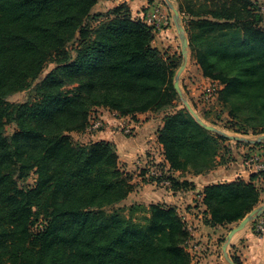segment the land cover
Wrapping results in <instances>:
<instances>
[{"label":"trees","instance_id":"16d2710c","mask_svg":"<svg viewBox=\"0 0 264 264\" xmlns=\"http://www.w3.org/2000/svg\"><path fill=\"white\" fill-rule=\"evenodd\" d=\"M97 1L0 0V264H192L191 233L177 208L133 204L124 215L116 206L132 186L115 145L76 144L71 133H85L99 107L130 118L160 112L156 140L168 170L192 175L226 162L220 153L228 152L227 139L203 129L185 108L165 111L177 97L172 82L180 56L152 47L151 27L125 3L93 13ZM203 1L210 4L199 12L210 19H185L184 27L201 75L223 85L216 102L229 107L224 126L239 119L252 125L236 127L241 133L264 132L260 5ZM51 61L55 66L35 85L33 100H6L29 89ZM8 119L17 128L11 136L3 130ZM29 173L34 184L21 187L19 179ZM161 179L175 190L190 185L163 172ZM263 181L264 170L247 182L204 186L198 193L208 215L203 223L239 222L264 202Z\"/></svg>","mask_w":264,"mask_h":264},{"label":"crops","instance_id":"0c3cea01","mask_svg":"<svg viewBox=\"0 0 264 264\" xmlns=\"http://www.w3.org/2000/svg\"><path fill=\"white\" fill-rule=\"evenodd\" d=\"M101 1H97L93 10L96 6L102 4H109L110 6L108 5L107 9H110L125 3L131 11V15L134 19L140 20L151 27L153 33L151 40L152 47L162 53H165L166 55H179L177 47L179 46L180 48V43L172 21L171 11L167 6L164 7L158 1L152 0ZM174 1L176 3L175 6L179 10L183 26L185 19L197 20L199 18H205L206 16H204L202 12H199V9L201 8L203 11V9L208 7L210 4L209 2L204 3L203 0H192L190 4H187L185 0ZM252 1L258 2L259 0ZM187 5L189 6L187 7ZM141 9L144 11H141ZM97 10L98 12L104 11V9ZM206 18L210 19V17ZM197 69H199L198 66ZM201 77L203 76L201 75ZM96 110V117L102 121L104 128L101 130H95V134H92L93 140L91 142L100 140L112 142L116 147L119 162H121L123 166L127 167L125 168L126 171H129L130 168H133L135 165L140 166L141 164H145L148 158L146 153L148 154L149 152H154L151 151V145L153 144L159 152L161 164H163L166 171L169 172L168 175L173 177L178 182L187 181L190 183L189 186L181 187L176 190L171 187H161L154 190L152 187V185L156 186L154 183L149 182L145 184L143 182L137 188L139 190L138 193H133L132 188L126 198L122 201L123 203L128 205L136 203L145 207H148L151 203H163L176 207L177 203L180 202V199L185 193L184 191L190 188L191 183L199 180L201 176L205 175V184L202 185V187L194 188L191 191V193H193L191 195L192 200L197 199V209L201 210V214L194 218L189 212L193 209H187V211L184 212L183 220L187 224L192 237L187 244V250L191 254L192 264H224L221 252L222 244H220L219 240H222L223 237L225 238L230 230V226L234 227L238 222L227 226H208L204 224L202 219L204 216L205 218L208 217V215L206 213L204 215L205 207L201 203V195L198 193L202 191L204 186L211 184L229 183L236 179H242L247 182L249 180V175L254 172V169H250L249 171L241 169L235 170L232 167L230 169H224L229 165V163H231L226 161L218 163L215 167L205 172V174L192 175L188 173H181L179 171H170L168 170L169 165L163 156L162 146L156 140L157 130L162 126V114H155L149 119H142V121L138 122L139 118H146L147 114L151 113L145 112L137 114L135 118H130L129 116L120 117L115 112L109 111L105 108H98ZM127 131L132 133V135L128 136ZM153 138L155 139V143L150 142ZM227 142L224 143L226 146H228ZM220 155L224 156L225 152H221ZM219 159L220 156L217 157V160ZM237 171L238 173H241V175L237 174ZM244 172H247V175H243L242 173ZM176 174L180 176L187 175L188 178H178L176 177ZM188 197L190 198V196ZM189 203L190 201H187V205ZM193 205L195 206L196 203ZM199 220H201V222ZM260 221L264 222V214L249 223L243 230L235 234L231 240L228 248V254L232 259H238L240 264H264V229L260 234L255 232V225Z\"/></svg>","mask_w":264,"mask_h":264},{"label":"rangeland","instance_id":"374dc122","mask_svg":"<svg viewBox=\"0 0 264 264\" xmlns=\"http://www.w3.org/2000/svg\"><path fill=\"white\" fill-rule=\"evenodd\" d=\"M101 1V0H100ZM152 1H158L162 6L166 7V3L165 0H152ZM173 5H176L174 0H169ZM260 1V2H259ZM258 4L260 6L264 5V0H259ZM102 2V1H101ZM109 4H102V5H98L94 8V10H92L93 13H97L98 10L97 9H104L103 12L106 11L107 6ZM110 6V5H109ZM141 11H144L141 9ZM263 18L264 15L262 14V23L261 26L264 28V22H263ZM68 49L71 51V45H69ZM178 49V54H179V58L178 61H176L177 64V68L175 69V73L178 69V67L180 66V64L182 63V56L180 55V48L179 46L177 47ZM72 55L74 57V53L72 52ZM54 63L48 62L40 76L38 77V79L34 80L31 84V87L25 91H20V92H16L13 94H10L6 97V100L9 103L12 104H18V103H23L27 100H33L36 97V91H35V85L52 69L54 68ZM174 73V75H175ZM173 75V78H174ZM234 76L235 73H233ZM205 81V85L207 84V81L201 77V72L199 69H197V64L195 63L194 58L191 55V51L189 49L188 52V61L186 63L185 69L182 72L181 76H180V88L185 96V98L188 100V102L190 103V105L193 107V109L197 112V114L203 119L202 115L208 116V121H205V119H203L206 123L211 124L216 126L218 129H221L223 131H225L228 135L231 136H238V137H246L249 139H253L256 136L259 135H264V132H261L257 130V132H251V133H247V134H243L241 133V129H236V127L241 128L242 127H246L249 128V126H252L251 124H249V122L246 121H239V119L235 122H227L228 124H232L229 127L224 126L225 125V121H227V115H226V109L229 110V107L226 106H219V104L215 101V100H210V101H204L203 98L201 97V92L203 89V83ZM177 95V94H176ZM193 104V105H192ZM197 104V107H196ZM196 109H195V108ZM101 108V107H99ZM175 108H184L182 105V102L180 101L179 97L177 96L176 99L174 100V102H172L170 105H168L167 107H165V111L169 112L174 110ZM95 108L93 109V111L90 113V123L94 122L95 120L99 119L96 117V112L97 111ZM151 114H147L146 118H139V121H142V119H149L150 117H152V115L154 116L155 114H162L160 112H150ZM241 124V125H240ZM104 128V124L102 125V129ZM16 125L15 123L11 120L8 119L5 122L4 125V133L6 136H11L13 132L16 131ZM92 134H95L94 130H86L85 133L82 134H76V133H71V138L73 140L74 143L76 144H87L90 143L93 140ZM132 133L128 132V136H131ZM228 141V140H227ZM226 141V142H227ZM150 142H154L155 143V139L153 138L152 140H150ZM239 142H236L234 140H230L227 142V147H228V152L225 153L224 155V160L229 161L231 163H229V165L224 168V169H230L231 167L235 170L237 169H241V170H246L249 171L250 169H255L257 163L263 162L264 163V142L260 143V144H256L259 146H253V145H247L245 143H240L237 144ZM151 151L154 152H149L148 154L146 153V156L148 157L146 160L145 164H141L139 165H135L133 168L131 167L129 171H126L125 166H123L121 164V162H119V167L121 169V171L123 172V174L125 175V177L129 180L132 188H133V193H138V187L140 186L141 183H149L150 181V173L151 171L155 172V170L159 171L160 173L163 172L164 176L168 175V171H166V169L164 168L163 164H161V159L159 158V152L157 151V149L153 146V144L151 145ZM150 157V158H149ZM160 159V160H159ZM234 164V165H233ZM128 166V165H126ZM237 174L241 175V173ZM243 175H247V172L242 173ZM35 174L34 173H29L28 176L24 179H19V185L21 187H28L34 184L35 181ZM176 177L178 178H188L187 175H183L180 176L178 174H176ZM205 184V175L201 176L199 178V180H196L195 182L191 183L190 188H188L186 191H184L185 193L183 194L182 198L180 199V202L177 203L176 208H178V214L184 218V212L187 211V209H193L190 210V214L196 218L199 216V214H201V210H198V202L197 199L192 200L191 195L193 193H191V191L194 188L197 187H202V185ZM154 190H157L158 188H161L162 186L160 185H152ZM259 187L262 189L263 194L262 197H264V181L259 185ZM190 196V198L188 197ZM187 201H190V203L187 205ZM196 203V205L194 206L193 204ZM264 202L258 204L256 207L260 206L261 204H263ZM135 205H138L135 203ZM130 205L123 203L122 201L116 206L119 209H122L124 212V215H129L128 212V208ZM255 207V208H256ZM108 212H111V209H107ZM183 214V216H182ZM143 216V213L141 210H136V212L133 213V218L136 221H140L141 217ZM40 214L37 216L36 221H34V227L36 225L39 224L40 222ZM201 219V218H200ZM201 222V220H199ZM190 222V221H189ZM203 222V219H202ZM233 226H230V229ZM190 231V230H189ZM224 237L222 240L220 241V244L224 243ZM232 259V258H231ZM223 263H225V261L223 260Z\"/></svg>","mask_w":264,"mask_h":264},{"label":"water","instance_id":"95a60500","mask_svg":"<svg viewBox=\"0 0 264 264\" xmlns=\"http://www.w3.org/2000/svg\"><path fill=\"white\" fill-rule=\"evenodd\" d=\"M166 6L171 11L172 21L175 26L178 40L180 43V55L182 56V63L178 67L172 82L173 89L180 101L182 102L183 107L186 111L191 115L194 121L205 129L208 132H211L215 135L221 136L228 140H234L239 143H245L247 145H256L264 142V135L256 136L253 139H249L246 137H238L228 135L225 131L218 129L216 126L206 123L193 109L188 100L185 98L181 88H180V76L185 69L186 63L188 61V52H189V43L188 38L185 32V28L181 22L180 14L178 8L173 5L169 0H165ZM262 214H264V203L260 206L252 209L248 214H246L234 227H232L227 235L225 236L224 243L221 245L222 259L226 264H236L228 254V248L230 246L232 238L243 230L249 223L259 218Z\"/></svg>","mask_w":264,"mask_h":264},{"label":"built area","instance_id":"2783aa9c","mask_svg":"<svg viewBox=\"0 0 264 264\" xmlns=\"http://www.w3.org/2000/svg\"><path fill=\"white\" fill-rule=\"evenodd\" d=\"M260 12H261V14L264 15V5L260 6ZM263 22H264V18H263ZM205 80L207 81V84L205 85V81H204L203 86H202L203 89L201 92V95H202L201 97L203 98L204 101L205 100L206 101H210V100L216 101L218 93L222 89L223 85L216 80H212V79H208V78H205ZM102 125H103V123L101 120L97 119L94 122L90 123V118H89V126H88L87 130L88 129L94 130V131L95 130H101ZM262 170H264V163L263 162L257 163L254 171H262ZM160 175H161V173L157 170H155V172L151 171L150 177L154 178L153 183L155 185H160L162 187H169L170 182L167 179H161L159 182L157 181L158 178L160 177ZM263 229H264V222L263 221H260L255 225V232L257 234L262 233Z\"/></svg>","mask_w":264,"mask_h":264}]
</instances>
